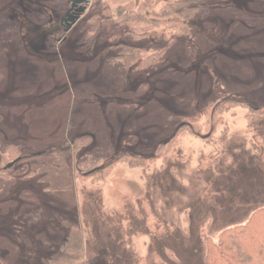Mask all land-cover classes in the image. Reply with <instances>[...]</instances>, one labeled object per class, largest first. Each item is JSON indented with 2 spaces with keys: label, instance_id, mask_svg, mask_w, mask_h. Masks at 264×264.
I'll list each match as a JSON object with an SVG mask.
<instances>
[{
  "label": "rangeland",
  "instance_id": "374dc122",
  "mask_svg": "<svg viewBox=\"0 0 264 264\" xmlns=\"http://www.w3.org/2000/svg\"><path fill=\"white\" fill-rule=\"evenodd\" d=\"M84 1L0 0L20 27L0 30V264H207V240L264 201V110L238 103L264 106V0L148 24L127 43L159 49L152 65L111 62L122 17L85 23L173 0ZM122 153L148 159L85 175Z\"/></svg>",
  "mask_w": 264,
  "mask_h": 264
},
{
  "label": "trees",
  "instance_id": "16d2710c",
  "mask_svg": "<svg viewBox=\"0 0 264 264\" xmlns=\"http://www.w3.org/2000/svg\"><path fill=\"white\" fill-rule=\"evenodd\" d=\"M65 1L71 3V0ZM208 1L209 0H173L170 1L165 6L164 10L159 13V16L154 19L147 17V14L143 10L132 11L129 8L123 7L122 5H124V3L118 6L116 9L111 8L107 3H102L101 10L93 13V15H91V17L87 19L85 25L89 26L94 24L97 18L110 20L113 18L122 17V21L117 23L122 29L111 36L115 42L114 46H117L119 48V51L116 52L117 54L114 59H111V62H114L116 64L123 62L126 64H130L132 62L138 61L140 65H152L159 59V54L161 51H158L159 49H156L154 51V56L143 59L140 56V53L143 50L142 47L146 48L147 45H129L127 43L128 39L137 38L136 42H138L149 38L150 36H152V32L147 29L148 24H152L153 26H155V21L163 23L164 18H167L165 22H172V20L175 19L176 21H179V23H182L187 27H193L195 25L192 22V20L195 19L193 17H196L198 14H205V9L209 10L208 6L206 5ZM137 27H139L140 29H138ZM19 28L20 27L18 23L10 19L4 13L3 7L0 8V30L12 37L14 36L13 34L19 33ZM186 30H189V28H187ZM157 36L158 37H156V40H158V38L162 39V34H158ZM159 41H164L162 48L166 47L169 44V41ZM148 45L150 46V43H148ZM151 47L152 46H150L148 50H150ZM126 49L128 51H126ZM238 103L247 104V106L252 107V109L256 111L264 110V106L254 107L250 102L244 100L243 102L238 101ZM82 136L83 138L90 139V142H93L94 136L90 134H83ZM0 137L1 144L3 140V133L1 131ZM7 147L8 149L13 148L15 152H18L17 157L25 152H28V149L21 144H8ZM106 147L107 146H105V149ZM49 152L58 154L64 152V149L63 147H58L53 148ZM47 153L48 152H42L41 154L45 155ZM29 156H27V158ZM127 157L143 160L148 159V157L142 155L122 153L118 159L116 158L110 160L111 162L107 165H102L101 169H98L99 166L89 169V173H85V175L87 176L88 174L91 175V173L93 174L99 172L100 170H103L104 168L112 165L114 162L126 159ZM155 157L156 156H153L150 159H154ZM261 203L262 204H260V208L256 209L245 223L225 227V229L220 232V239L218 243L207 240L209 242V246L205 254V260L207 264H264V201H262ZM75 264L92 263H90V261L85 257L84 260L79 261Z\"/></svg>",
  "mask_w": 264,
  "mask_h": 264
},
{
  "label": "flooded vegetation",
  "instance_id": "af4514ba",
  "mask_svg": "<svg viewBox=\"0 0 264 264\" xmlns=\"http://www.w3.org/2000/svg\"><path fill=\"white\" fill-rule=\"evenodd\" d=\"M85 1L84 0H82V1H80V0H76V2L75 3H73V1L71 0V6H70V13L68 14L69 16L70 15H72L74 12H76V9L78 10V11H80V9L78 8V6H79V4H81V3H84ZM84 8H82L81 10H83Z\"/></svg>",
  "mask_w": 264,
  "mask_h": 264
},
{
  "label": "water",
  "instance_id": "95a60500",
  "mask_svg": "<svg viewBox=\"0 0 264 264\" xmlns=\"http://www.w3.org/2000/svg\"><path fill=\"white\" fill-rule=\"evenodd\" d=\"M41 153H42V152H39L38 154H41ZM16 160H18V159H16ZM16 160H15V161H16ZM13 162H14V161H12L11 163H9L8 166H11V165L13 164Z\"/></svg>",
  "mask_w": 264,
  "mask_h": 264
}]
</instances>
